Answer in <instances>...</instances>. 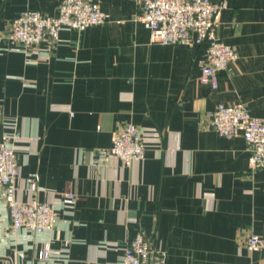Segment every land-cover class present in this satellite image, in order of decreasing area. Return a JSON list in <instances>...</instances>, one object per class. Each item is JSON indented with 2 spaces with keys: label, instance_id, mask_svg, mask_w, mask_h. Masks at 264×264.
<instances>
[{
  "label": "crops",
  "instance_id": "obj_1",
  "mask_svg": "<svg viewBox=\"0 0 264 264\" xmlns=\"http://www.w3.org/2000/svg\"><path fill=\"white\" fill-rule=\"evenodd\" d=\"M225 1L217 37L237 58L212 88L199 80L206 44L152 42L139 0H97L104 22L29 54L5 35L10 20L54 16L59 0H0V142L18 135L16 197L58 204L50 236L7 239L0 200V264H112L136 232L163 264H264L244 247L264 235V168L249 170L241 136L203 127L219 103L264 117V0ZM126 122L145 131L143 160H102ZM45 241L62 254L40 260Z\"/></svg>",
  "mask_w": 264,
  "mask_h": 264
},
{
  "label": "built area",
  "instance_id": "obj_2",
  "mask_svg": "<svg viewBox=\"0 0 264 264\" xmlns=\"http://www.w3.org/2000/svg\"><path fill=\"white\" fill-rule=\"evenodd\" d=\"M140 10L136 19L150 32V40L161 44H206L199 80L212 88L217 85L219 74L237 58L236 49L218 39L217 28L225 0H139ZM97 0H59L58 13L49 15L26 10L12 18L6 36L16 41L27 54L49 51L63 29L81 30L107 19ZM203 127L232 138L241 136L249 150L248 168L251 171L264 168V117L250 114L245 103H219L205 113ZM18 135L8 134L0 142V200L5 204L8 224L1 235L7 239L16 236L45 234L56 229L58 204L34 198L21 200L16 197L15 179L19 165L15 154ZM146 153L145 131L126 122L118 126L111 145L101 150L102 160L119 158L123 164L143 160ZM31 191L33 186L28 184ZM67 193V198H73ZM69 240L64 241V246ZM244 247L249 252L264 253V235L251 231L245 235ZM61 249L51 248L45 241L37 256L48 260L60 256ZM164 252L153 248L142 232L127 239L122 256L112 264H163Z\"/></svg>",
  "mask_w": 264,
  "mask_h": 264
}]
</instances>
